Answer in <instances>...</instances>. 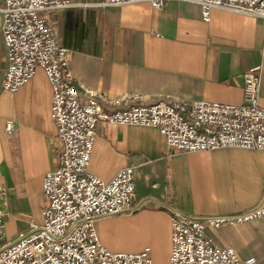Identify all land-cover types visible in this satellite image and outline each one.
<instances>
[{
	"label": "crops",
	"instance_id": "crops-1",
	"mask_svg": "<svg viewBox=\"0 0 264 264\" xmlns=\"http://www.w3.org/2000/svg\"><path fill=\"white\" fill-rule=\"evenodd\" d=\"M43 15L56 40L70 50L74 85L81 96L103 93L109 100L138 94L145 101L178 98L241 103L243 74L262 66L260 104L264 107V18L214 8L209 20L198 3L169 0L123 6L102 0H71ZM7 50L0 33V182L7 188L2 206L3 244L40 223L47 199L44 175L59 164L61 141L51 116L52 87L43 71L15 92L4 89ZM107 109L123 107L103 103ZM14 123L8 131L7 122ZM89 172L111 180L132 166V212L102 217L96 228L113 252L150 247L153 264H169L170 216L241 213L264 196V150L239 147L169 152L155 127L100 121ZM223 248L264 264V216L207 228Z\"/></svg>",
	"mask_w": 264,
	"mask_h": 264
},
{
	"label": "built area",
	"instance_id": "built-area-1",
	"mask_svg": "<svg viewBox=\"0 0 264 264\" xmlns=\"http://www.w3.org/2000/svg\"><path fill=\"white\" fill-rule=\"evenodd\" d=\"M148 1L162 7L169 0H102L123 6ZM198 3L205 20L214 8L264 18V0H184ZM71 0H0V33L7 50L4 89L15 92L43 69L52 87L51 116L61 141L58 166L42 181L47 199L40 223L32 222L10 243L4 235L2 206L7 196L0 182V264H153L150 247L139 252H113L102 243L96 221L132 212L135 201L134 168H122L109 181L88 167L100 121L120 125L155 127L169 152H196L239 147L264 150V107L260 104L262 66L243 74L241 103L206 99L189 101L159 98L145 101L138 94L109 100L103 93L81 96L74 85L70 50L60 44L43 15L62 10ZM116 107L107 109L103 103ZM7 122L8 131L14 129ZM264 216V196L248 211L209 217H191L172 211L169 264H256L255 257L242 259L233 248L217 245L207 228L253 220Z\"/></svg>",
	"mask_w": 264,
	"mask_h": 264
},
{
	"label": "rangeland",
	"instance_id": "rangeland-1",
	"mask_svg": "<svg viewBox=\"0 0 264 264\" xmlns=\"http://www.w3.org/2000/svg\"><path fill=\"white\" fill-rule=\"evenodd\" d=\"M1 243H3V241H1Z\"/></svg>",
	"mask_w": 264,
	"mask_h": 264
}]
</instances>
